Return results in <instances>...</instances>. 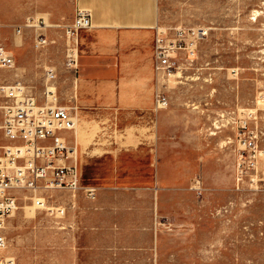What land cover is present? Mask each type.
<instances>
[{
  "label": "rangeland",
  "instance_id": "1",
  "mask_svg": "<svg viewBox=\"0 0 264 264\" xmlns=\"http://www.w3.org/2000/svg\"><path fill=\"white\" fill-rule=\"evenodd\" d=\"M156 3L165 25L209 29L199 45V66H204L194 78L177 76L175 83L169 75L160 78L170 104L159 111L153 104L150 128L124 129L113 117L87 113L78 143L102 153L148 131L160 155L175 153L195 164L187 185L175 189L183 210L172 216L154 212L157 234L153 229L149 237L131 215H90L95 198L83 193L47 192L49 206L65 207L64 214L53 215L34 205L31 191L21 190L1 253L13 256L15 264H264V0ZM30 5L38 8L36 1L0 0V42L16 57L13 68H0V85L22 81L43 98L44 71L52 65L58 73L57 100L76 106L78 74L64 64L65 22L31 11ZM30 16H43L47 26L17 31ZM40 32L51 40L44 47L36 44ZM249 110L259 131L258 158L256 169L241 177L242 147L231 121ZM81 169L84 183H90L88 168Z\"/></svg>",
  "mask_w": 264,
  "mask_h": 264
},
{
  "label": "crops",
  "instance_id": "2",
  "mask_svg": "<svg viewBox=\"0 0 264 264\" xmlns=\"http://www.w3.org/2000/svg\"><path fill=\"white\" fill-rule=\"evenodd\" d=\"M29 1H36L38 7L30 5L29 10L65 23L72 20L78 6L91 9L93 25L80 31V60L74 80L76 126L67 137L77 143L78 162L81 168L86 165L90 183L99 189L97 197L90 200V215H131L135 227L146 229L152 237L154 212L172 216L177 209L183 210L175 189L187 185L195 164L175 153L160 155L148 131L136 132L122 145L102 153H93L94 148L88 150L78 142L87 126V113L95 119L113 117L124 129L153 126L151 107L160 80L155 69L156 0Z\"/></svg>",
  "mask_w": 264,
  "mask_h": 264
},
{
  "label": "built area",
  "instance_id": "3",
  "mask_svg": "<svg viewBox=\"0 0 264 264\" xmlns=\"http://www.w3.org/2000/svg\"><path fill=\"white\" fill-rule=\"evenodd\" d=\"M92 25L91 9L81 6L77 7L72 21L62 25L67 69L77 73L80 31ZM37 26H47L44 17L30 16L16 29L21 32ZM154 30L155 69L159 78L171 73H179V77H196L198 69L204 66L203 63L199 66V45L207 37L209 29L204 26L165 25L157 21ZM37 38L40 42L38 47H44L51 41L46 32H40ZM14 65L15 57L0 42V68L9 69ZM57 81L56 68L48 65L44 71L43 98H38L22 81L0 85V250L8 243L6 226L10 215L19 207V191H31L35 205L53 215L64 214L65 207L47 206L45 197L49 191H66L73 195L80 192L91 199L98 195L97 185L84 183L77 159L78 145L67 137V132L75 127L73 112L77 107L57 100ZM160 82L155 94V111L170 104V97ZM250 111L233 115L231 121L242 147L237 160L241 177L256 169L258 158L259 131L251 122L254 113ZM34 189H38L41 195H34ZM0 264H15V258L0 253Z\"/></svg>",
  "mask_w": 264,
  "mask_h": 264
},
{
  "label": "bare ground",
  "instance_id": "4",
  "mask_svg": "<svg viewBox=\"0 0 264 264\" xmlns=\"http://www.w3.org/2000/svg\"><path fill=\"white\" fill-rule=\"evenodd\" d=\"M29 18V17H28ZM47 25V24H46ZM39 40H38V38H36V44H37V46L39 45ZM10 53L15 57V55H14V53L12 52V51H10ZM15 64H16V57H15ZM15 66V65H14ZM13 66V67H14ZM180 74L179 73H171V74H169V81L170 82H172V83H175V78L177 77V76H179ZM73 118H74V121H75V126H76V120H75V117L73 116ZM74 129H75V127H74ZM77 159H78V151H77ZM38 193H40L39 192V190L38 189H34V191H33V194L34 195H36V196H40V195H38ZM47 202V201H46ZM34 205H35V202H34ZM36 206V205H35ZM47 206H49L48 204H47ZM37 207V206H36ZM53 206H51V208H52ZM7 245H8V243H7ZM7 248V246L4 248V249H1L0 250V253H3L4 251H5V249Z\"/></svg>",
  "mask_w": 264,
  "mask_h": 264
}]
</instances>
